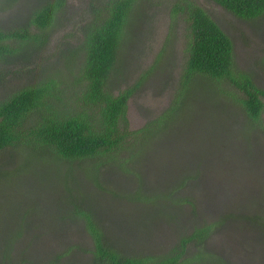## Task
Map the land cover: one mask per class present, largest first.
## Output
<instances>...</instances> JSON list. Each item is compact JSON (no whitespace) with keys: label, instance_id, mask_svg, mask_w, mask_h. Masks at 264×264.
<instances>
[{"label":"rangeland","instance_id":"1","mask_svg":"<svg viewBox=\"0 0 264 264\" xmlns=\"http://www.w3.org/2000/svg\"><path fill=\"white\" fill-rule=\"evenodd\" d=\"M42 1L0 0V28L20 27ZM196 1L231 38L236 67L264 89V13L244 20L212 0ZM91 12L88 0H65L54 27L39 33L32 25L30 33L49 40L32 58L0 62V101L57 72L62 97L77 99L82 51L73 65L63 57L83 43ZM185 26L170 0H142L134 9L116 87L139 81L128 101L130 129L162 121L137 152L123 150L95 170L89 161L59 162L18 147L0 152V264H89V223L103 241L139 257L166 253L179 236L210 226L199 249L186 248L190 264H264V131L225 81L218 90L198 82L172 108L189 56ZM167 113L177 114L174 122Z\"/></svg>","mask_w":264,"mask_h":264},{"label":"trees","instance_id":"2","mask_svg":"<svg viewBox=\"0 0 264 264\" xmlns=\"http://www.w3.org/2000/svg\"><path fill=\"white\" fill-rule=\"evenodd\" d=\"M141 1L88 0L92 20L83 25L84 41L63 57L71 59L73 65V59L82 51L79 96L77 99L70 96L67 101L62 97L65 94L55 78L58 72L12 92L0 101V152L18 147L27 149L33 156L50 157L59 162L89 161L95 170L120 160L123 150L137 152L138 145L152 137L162 126L159 119L157 127L155 121L141 129H130L129 125L128 101L139 81L123 90H118L115 82L116 74L121 71V56L134 9ZM170 1L172 15L186 23L189 52L172 108L180 106L198 82L218 90L215 84L220 86L225 81L237 89L236 100L251 124L264 131V89L255 84L249 73L236 67L231 38L196 0ZM212 1L244 20L264 13V0ZM64 4L65 0H43L20 27L0 28V62L20 56L27 60L41 50L49 40L48 35L30 33L29 29L33 25L43 33L46 28L54 27ZM25 47H33L30 55L20 54ZM158 61L155 60L148 72L155 69ZM80 102L91 111L80 110ZM176 116L167 113L172 121ZM89 228L94 238L93 258L89 264H190L193 261L184 258L186 248L192 243L199 249L211 230L207 226L198 227L185 236L180 233L178 246L168 252L139 257L124 254L103 241L93 224L89 223Z\"/></svg>","mask_w":264,"mask_h":264}]
</instances>
